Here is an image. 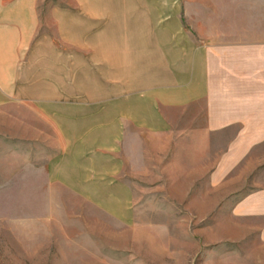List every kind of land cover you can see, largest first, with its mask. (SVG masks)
<instances>
[{
  "label": "rangeland",
  "instance_id": "obj_1",
  "mask_svg": "<svg viewBox=\"0 0 264 264\" xmlns=\"http://www.w3.org/2000/svg\"><path fill=\"white\" fill-rule=\"evenodd\" d=\"M0 1V264H264V216L228 206L233 192L166 191L148 182L160 168L136 174L130 207L97 206L119 193L60 152L63 122L104 119L111 91L147 118L198 47L261 35L264 0ZM110 50L128 52V76L105 75ZM198 111L156 105L169 121Z\"/></svg>",
  "mask_w": 264,
  "mask_h": 264
},
{
  "label": "crops",
  "instance_id": "obj_2",
  "mask_svg": "<svg viewBox=\"0 0 264 264\" xmlns=\"http://www.w3.org/2000/svg\"><path fill=\"white\" fill-rule=\"evenodd\" d=\"M9 11L0 1V15ZM250 28L245 30L253 31ZM255 31L261 35H233L215 41L212 49L198 47L191 66L181 63L179 78L153 91L147 118L137 115L136 103L124 98L128 91H111L109 95L120 98L106 105L104 119L93 114L63 122L60 132L72 140L60 152L78 154L76 167L84 169L80 174L98 177L105 192L119 193L97 206L130 207L136 174L161 168L167 178L150 179V184L164 182L166 191L182 193L204 190L207 184V190L234 193L228 206L264 216V30ZM96 57L110 79L128 76L127 51H100ZM157 104L184 113L197 106L203 119L169 121L156 114Z\"/></svg>",
  "mask_w": 264,
  "mask_h": 264
}]
</instances>
